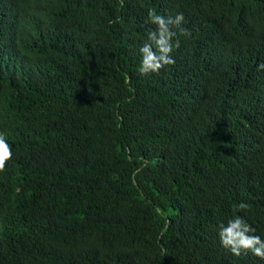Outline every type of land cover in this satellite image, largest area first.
<instances>
[{"label": "trees", "instance_id": "16d2710c", "mask_svg": "<svg viewBox=\"0 0 264 264\" xmlns=\"http://www.w3.org/2000/svg\"><path fill=\"white\" fill-rule=\"evenodd\" d=\"M0 134V264H264V0H0Z\"/></svg>", "mask_w": 264, "mask_h": 264}, {"label": "clouds", "instance_id": "9594fccd", "mask_svg": "<svg viewBox=\"0 0 264 264\" xmlns=\"http://www.w3.org/2000/svg\"><path fill=\"white\" fill-rule=\"evenodd\" d=\"M183 20L182 13L177 14L175 18H166L158 14L155 9H149L148 21L157 25V29L149 33L150 42H146L140 49L142 53V61L138 68L140 74L158 73L166 65L175 64V60L169 55L172 51L171 40L176 36L172 27L179 28L182 35L189 34L187 29L181 27ZM153 45H155L156 51L153 50ZM176 46H179L178 40ZM12 158V146L7 142L6 137L0 134V172L5 170L6 163ZM238 207L245 209L247 205L240 203ZM254 231L242 218L237 217L230 220L226 228L221 225V241L224 246H231L233 254L236 256L240 255V249L243 248L251 249L255 255L264 258V243L261 242L260 237L247 235ZM257 244H260L261 247H256Z\"/></svg>", "mask_w": 264, "mask_h": 264}]
</instances>
